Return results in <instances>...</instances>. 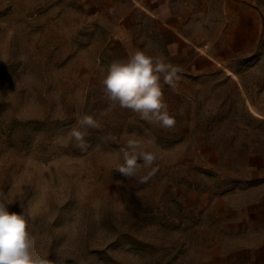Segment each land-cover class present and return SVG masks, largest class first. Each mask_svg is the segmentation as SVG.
<instances>
[{"label":"rangeland","instance_id":"rangeland-1","mask_svg":"<svg viewBox=\"0 0 264 264\" xmlns=\"http://www.w3.org/2000/svg\"><path fill=\"white\" fill-rule=\"evenodd\" d=\"M137 50L183 70L172 129L104 95ZM0 193L52 264H264V0H0Z\"/></svg>","mask_w":264,"mask_h":264},{"label":"clouds","instance_id":"clouds-1","mask_svg":"<svg viewBox=\"0 0 264 264\" xmlns=\"http://www.w3.org/2000/svg\"><path fill=\"white\" fill-rule=\"evenodd\" d=\"M182 72V68L161 57L137 50L127 59L109 65L100 83L110 103H118L121 108L137 113L142 120L158 124L162 129H172L176 125V118L168 111L163 87L175 88L182 78ZM99 128L97 119L86 114L77 118L76 126L70 129L68 135L74 139L77 148L86 152L89 148L86 140L90 134L88 130ZM109 139L113 142L116 140L114 136ZM143 149L141 140L129 139L126 148L120 149L124 163L116 170L130 179L136 175L138 159L144 166L150 167L157 156ZM13 202L8 200L6 194L0 193V264H52L45 257L33 255L31 249L34 241L29 231L31 215H26L25 210L10 212L8 205Z\"/></svg>","mask_w":264,"mask_h":264},{"label":"crops","instance_id":"crops-1","mask_svg":"<svg viewBox=\"0 0 264 264\" xmlns=\"http://www.w3.org/2000/svg\"><path fill=\"white\" fill-rule=\"evenodd\" d=\"M221 1H223V0H221ZM160 5H161V3H160ZM159 7H161V6H159ZM154 17H156V18H159V19H161V18H163V16H165V14H164V10H162V8H160L158 11H154ZM169 28H170V30H174L177 34H179V28L177 27V26H169ZM179 36H180V34H179Z\"/></svg>","mask_w":264,"mask_h":264},{"label":"bare ground","instance_id":"bare-ground-1","mask_svg":"<svg viewBox=\"0 0 264 264\" xmlns=\"http://www.w3.org/2000/svg\"><path fill=\"white\" fill-rule=\"evenodd\" d=\"M232 74V73H231ZM232 76H234V74H232Z\"/></svg>","mask_w":264,"mask_h":264}]
</instances>
